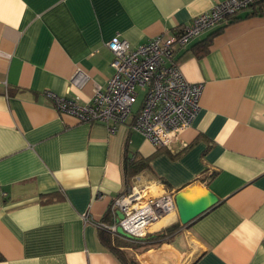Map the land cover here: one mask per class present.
<instances>
[{"label":"crops","instance_id":"0c3cea01","mask_svg":"<svg viewBox=\"0 0 264 264\" xmlns=\"http://www.w3.org/2000/svg\"><path fill=\"white\" fill-rule=\"evenodd\" d=\"M226 0H0V264H122L100 242L114 201L140 178L156 191L216 203L136 264H264V18L210 31L176 55L204 86L193 124L165 148L122 125L61 115L48 94L85 104L114 75L106 43L133 46ZM220 29V28H218ZM89 76L82 88L72 80ZM149 160L127 181L126 159ZM53 200H47L48 197Z\"/></svg>","mask_w":264,"mask_h":264},{"label":"built area","instance_id":"2783aa9c","mask_svg":"<svg viewBox=\"0 0 264 264\" xmlns=\"http://www.w3.org/2000/svg\"><path fill=\"white\" fill-rule=\"evenodd\" d=\"M245 13L264 18V0L219 2L172 33L160 34L139 46L116 37L105 44L113 56L114 69L106 88L97 87L92 100L85 104L53 93L48 96L61 115L71 116L78 123L102 124L110 134L129 125L156 148L169 147L193 124L204 89L202 84L185 78L176 55L202 35ZM89 79L78 71L72 83L82 88ZM134 180L127 192L114 201L115 222L101 227L117 236L121 227L133 237L144 238L155 223L178 212L176 193H154L142 185L140 178ZM118 211L124 218L116 223Z\"/></svg>","mask_w":264,"mask_h":264},{"label":"trees","instance_id":"16d2710c","mask_svg":"<svg viewBox=\"0 0 264 264\" xmlns=\"http://www.w3.org/2000/svg\"><path fill=\"white\" fill-rule=\"evenodd\" d=\"M238 19H240V17L237 18L236 20H233L229 24L222 26L220 29H216V31H214L212 36L218 34L223 28L234 23ZM148 166H149V160H146L144 158L126 159L124 164L125 178L127 179V181H130L140 172L148 168ZM53 199L54 197H50V196L47 198V200H53ZM177 228H178L177 226H172L167 228L165 231H161L157 234H148L146 237L140 238L139 240L133 242L126 240L123 237L114 235L105 228H101L99 238H100V242L105 247L109 248V250L118 258V260H120L122 264H136L133 257L131 258V256H127L126 253L123 250H121L122 248L126 247V248H134V249H149L157 241H161L165 239V237L168 236L169 234H172ZM0 260H2L1 256H0Z\"/></svg>","mask_w":264,"mask_h":264},{"label":"water","instance_id":"95a60500","mask_svg":"<svg viewBox=\"0 0 264 264\" xmlns=\"http://www.w3.org/2000/svg\"><path fill=\"white\" fill-rule=\"evenodd\" d=\"M215 203L216 201L203 205L201 202L200 203L190 202L183 195L179 194L176 197V204H177V209H178V215H179L182 225L190 224L192 221L197 219L200 215L205 213ZM117 216H118V220H116V223H118L120 220L124 218V215L120 211L117 212ZM117 232L119 236L131 242L137 241L140 239V238H136V237H133L127 234L126 232L123 231L121 227L117 229Z\"/></svg>","mask_w":264,"mask_h":264},{"label":"rangeland","instance_id":"374dc122","mask_svg":"<svg viewBox=\"0 0 264 264\" xmlns=\"http://www.w3.org/2000/svg\"><path fill=\"white\" fill-rule=\"evenodd\" d=\"M136 180L137 179H139V177L138 178H135ZM153 189V191H154V193H160V192H158V191H156L154 188H152ZM149 234H153V233H149ZM129 242V241H128ZM133 250H136V249H134V248H132ZM125 253H126V255L127 256H131V258L134 256V251H124Z\"/></svg>","mask_w":264,"mask_h":264}]
</instances>
